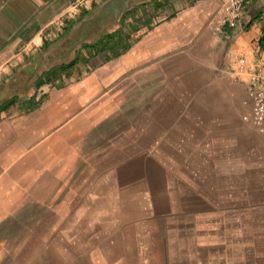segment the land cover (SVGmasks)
<instances>
[{
  "label": "rangeland",
  "instance_id": "374dc122",
  "mask_svg": "<svg viewBox=\"0 0 264 264\" xmlns=\"http://www.w3.org/2000/svg\"><path fill=\"white\" fill-rule=\"evenodd\" d=\"M228 43L145 74L103 138L80 137L62 199L0 224V264H264V134ZM87 181L109 197H83Z\"/></svg>",
  "mask_w": 264,
  "mask_h": 264
},
{
  "label": "crops",
  "instance_id": "0c3cea01",
  "mask_svg": "<svg viewBox=\"0 0 264 264\" xmlns=\"http://www.w3.org/2000/svg\"><path fill=\"white\" fill-rule=\"evenodd\" d=\"M219 7V0H0V224L62 199L63 154L79 155L89 132L103 138L108 120L141 95L145 74L177 55L207 61L226 40L229 55L264 57L259 1L245 2L234 23L216 31ZM48 154L58 162L48 164ZM83 184V197H109Z\"/></svg>",
  "mask_w": 264,
  "mask_h": 264
},
{
  "label": "built area",
  "instance_id": "2783aa9c",
  "mask_svg": "<svg viewBox=\"0 0 264 264\" xmlns=\"http://www.w3.org/2000/svg\"><path fill=\"white\" fill-rule=\"evenodd\" d=\"M219 1L220 7L212 20L216 31L233 24L248 0ZM230 64V73L245 84L250 100L249 111L242 118L264 134V57L240 53Z\"/></svg>",
  "mask_w": 264,
  "mask_h": 264
},
{
  "label": "trees",
  "instance_id": "16d2710c",
  "mask_svg": "<svg viewBox=\"0 0 264 264\" xmlns=\"http://www.w3.org/2000/svg\"><path fill=\"white\" fill-rule=\"evenodd\" d=\"M258 45H259L260 48L264 49V25H263V28H262V34L260 35V37L258 39ZM114 47L119 48L120 47L119 42H117Z\"/></svg>",
  "mask_w": 264,
  "mask_h": 264
},
{
  "label": "water",
  "instance_id": "95a60500",
  "mask_svg": "<svg viewBox=\"0 0 264 264\" xmlns=\"http://www.w3.org/2000/svg\"><path fill=\"white\" fill-rule=\"evenodd\" d=\"M262 8L264 9V0H258Z\"/></svg>",
  "mask_w": 264,
  "mask_h": 264
}]
</instances>
